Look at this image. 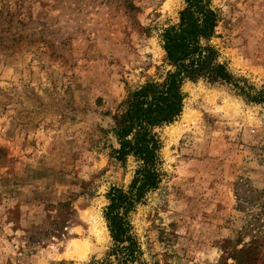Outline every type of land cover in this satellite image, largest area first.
<instances>
[{"label":"rangeland","instance_id":"obj_1","mask_svg":"<svg viewBox=\"0 0 264 264\" xmlns=\"http://www.w3.org/2000/svg\"><path fill=\"white\" fill-rule=\"evenodd\" d=\"M228 83L188 80L164 177L131 216L147 264H264V0H213ZM184 0H0V264H118L104 209L128 93L170 69ZM114 250V251H113Z\"/></svg>","mask_w":264,"mask_h":264},{"label":"trees","instance_id":"obj_2","mask_svg":"<svg viewBox=\"0 0 264 264\" xmlns=\"http://www.w3.org/2000/svg\"><path fill=\"white\" fill-rule=\"evenodd\" d=\"M213 0H184L179 23L162 34L163 49L170 69L158 81L131 90L124 109L114 117L112 130L119 161L134 159L136 168L127 187L111 188L104 218L113 242L118 264H147L131 220L137 206L161 184L162 141L157 130L177 120L183 112V86L188 80L205 79L228 83L231 75L218 60L212 44L220 15ZM113 250V251H114Z\"/></svg>","mask_w":264,"mask_h":264}]
</instances>
